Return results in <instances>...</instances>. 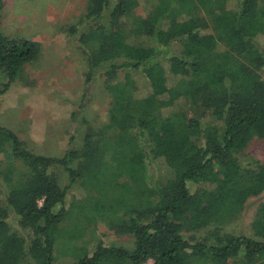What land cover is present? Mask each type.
Returning <instances> with one entry per match:
<instances>
[{
    "label": "trees",
    "instance_id": "16d2710c",
    "mask_svg": "<svg viewBox=\"0 0 264 264\" xmlns=\"http://www.w3.org/2000/svg\"><path fill=\"white\" fill-rule=\"evenodd\" d=\"M139 5L87 0L66 29L85 57V82L103 78L105 122L71 133L60 156L34 152L0 125V264H52L50 230L69 220L90 233L105 221L134 247L97 238L62 264H264V208L253 234H220L264 192V167L238 156L264 138V0H153L137 15ZM41 52L39 41L0 30V98ZM134 73L148 81L144 96ZM80 182L85 198L66 207ZM84 199L89 210L77 213Z\"/></svg>",
    "mask_w": 264,
    "mask_h": 264
},
{
    "label": "rangeland",
    "instance_id": "374dc122",
    "mask_svg": "<svg viewBox=\"0 0 264 264\" xmlns=\"http://www.w3.org/2000/svg\"><path fill=\"white\" fill-rule=\"evenodd\" d=\"M86 1L3 0L1 32L10 37L39 41L42 52L39 60L27 65L21 79L14 81L1 96L0 125L11 129L28 148L39 154L62 155L69 147L71 133L82 136L86 123L99 126L107 119L110 96L103 78L97 74L92 82H85V57L78 50L75 41L66 35L67 27L74 25L84 14ZM152 1L140 0L135 13L143 15ZM80 27L85 28L83 25ZM178 48V44L172 47L174 50ZM215 55L221 59L218 56H222V52ZM123 75L122 71H118L117 78L121 79ZM134 76L140 86L139 94L144 96L149 90L148 81L142 74L134 73ZM238 156L241 160L249 157L257 161L260 167H264V138L249 139ZM7 165L8 161L0 153V198L6 191L1 173L6 170ZM60 175V184H67L65 174ZM82 187L83 182H80L68 189L66 207H70L72 202L80 201L78 199L81 197L85 198L86 191ZM195 189L196 186H191V191ZM89 206L90 202L84 199L82 203L75 205V209L77 213H81L88 211ZM261 208H264V192L246 200L240 213L221 230V237L239 233L253 234L252 222L259 217L258 210ZM71 221H67L62 228L50 230L56 236L52 264H62L65 259L71 260L73 256L70 254L79 255L81 247L90 246L88 244L97 238L102 239L106 245H121L129 249L134 247L132 238L114 233L106 226L105 221L97 222L91 233L85 226L74 229ZM11 226L13 230L24 234L25 231L16 225L14 219ZM146 264H153V261L149 259Z\"/></svg>",
    "mask_w": 264,
    "mask_h": 264
}]
</instances>
